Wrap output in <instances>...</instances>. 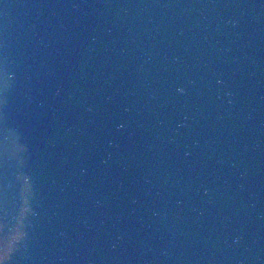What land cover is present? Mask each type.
I'll return each mask as SVG.
<instances>
[{"label": "water", "instance_id": "water-1", "mask_svg": "<svg viewBox=\"0 0 264 264\" xmlns=\"http://www.w3.org/2000/svg\"><path fill=\"white\" fill-rule=\"evenodd\" d=\"M0 264H264V0H0Z\"/></svg>", "mask_w": 264, "mask_h": 264}]
</instances>
